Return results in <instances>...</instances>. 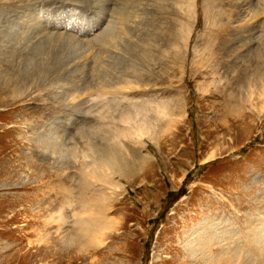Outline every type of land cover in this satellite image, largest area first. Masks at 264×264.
<instances>
[{
  "label": "rangeland",
  "instance_id": "rangeland-1",
  "mask_svg": "<svg viewBox=\"0 0 264 264\" xmlns=\"http://www.w3.org/2000/svg\"><path fill=\"white\" fill-rule=\"evenodd\" d=\"M263 218L264 0H0V264H258Z\"/></svg>",
  "mask_w": 264,
  "mask_h": 264
},
{
  "label": "bare ground",
  "instance_id": "bare-ground-1",
  "mask_svg": "<svg viewBox=\"0 0 264 264\" xmlns=\"http://www.w3.org/2000/svg\"><path fill=\"white\" fill-rule=\"evenodd\" d=\"M190 2V1H189ZM192 2V1H191ZM192 8V7H191ZM72 19V18H71ZM25 21V20H23ZM71 21V20H70ZM68 23V22H67ZM101 23V22H100ZM111 21L108 22V24H106L99 32L96 31L94 34V40H98V42H104L106 40V38L110 37V31L113 30L112 26H111ZM65 25V24H64ZM68 25H72L73 26H77L78 23L76 20H72V23L68 24ZM100 26V25H99ZM73 27V29L75 28ZM38 28V27H37ZM42 28V27H41ZM69 28V26H67V29ZM86 28L85 25L82 24L81 28H78V31L75 33V35H84V29ZM257 28V27H256ZM76 29V28H75ZM88 29V28H87ZM115 29V28H114ZM253 30V29H252ZM87 31H93V30H87ZM112 32V31H111ZM35 33H39V30H37ZM84 33V34H82ZM38 35V34H37ZM34 36V35H33ZM56 36V35H55ZM67 36V35H66ZM69 39V37H68ZM73 39V38H72ZM79 39V38H78ZM77 39V40H78ZM70 40V39H69ZM74 40V39H73ZM86 40V39H85ZM72 41V40H70ZM80 41V40H78ZM77 41V42H78ZM73 42V41H72ZM102 53V52H101ZM100 55V54H99ZM75 72V71H73ZM106 92V91H105ZM103 93V92H102ZM106 96V95H105ZM104 96V97H105ZM98 97V95H97ZM80 109V108H79ZM85 110V109H84ZM160 110L157 109V112H159ZM159 114V113H158ZM132 120V119H131ZM128 121V120H127ZM145 120L140 121L139 123H136V125L134 126V128H130V130L128 131H123L127 135L129 136H135L137 135L138 137H140V139L142 140L145 136V133L149 130L147 127V124L144 122ZM130 123V122H129ZM128 124V122H127ZM129 125V124H128ZM135 134V135H134ZM135 139V138H134ZM139 139V138H138ZM137 140V139H136ZM98 155H100V159L95 162V165L102 168L103 170L107 171V172H111V170L114 169H118L119 168V161L117 159L116 156V151L112 150L111 148H105L104 150L99 151ZM142 159V158H141ZM210 160V159H209ZM99 162V163H98ZM143 162V160H141V163ZM144 163V162H143ZM140 165V164H139ZM119 170V169H118ZM117 171V170H116ZM115 172V171H114ZM264 220V218H263ZM261 227L259 228L260 230H258L259 232L256 233V252L258 251V254L260 256V260L258 262V264H264V223H260L259 224Z\"/></svg>",
  "mask_w": 264,
  "mask_h": 264
}]
</instances>
